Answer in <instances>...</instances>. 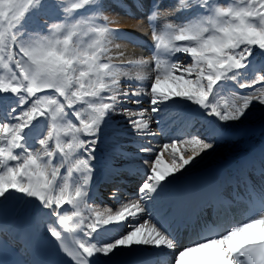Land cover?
Segmentation results:
<instances>
[{"label":"snow or ice","instance_id":"snow-or-ice-1","mask_svg":"<svg viewBox=\"0 0 264 264\" xmlns=\"http://www.w3.org/2000/svg\"><path fill=\"white\" fill-rule=\"evenodd\" d=\"M125 20L140 23L119 27ZM128 44L150 55L126 58ZM257 105L264 108V0H0V205L22 194L47 210L39 222L0 220V252L12 247L17 264H42L28 257L46 235L68 264L125 250L156 257L143 264H264V149L252 175L242 163L179 200L213 210L186 244L176 235L186 225L174 229L154 212L176 174L231 140ZM178 113L188 119L173 132ZM101 142L115 145L103 178L114 185L112 207L103 208L94 187ZM131 160L143 176L130 196L125 176L141 171Z\"/></svg>","mask_w":264,"mask_h":264},{"label":"bare ground","instance_id":"bare-ground-1","mask_svg":"<svg viewBox=\"0 0 264 264\" xmlns=\"http://www.w3.org/2000/svg\"><path fill=\"white\" fill-rule=\"evenodd\" d=\"M127 3L131 4L132 0H126ZM151 0H144L145 6L147 7L150 4ZM169 0H165V3H168ZM223 2V1H222ZM135 10V9H133ZM114 11L119 12V9H115ZM123 15V13H121ZM139 15V14H138ZM139 20H125L123 23L119 24V27L124 29H132L135 25L139 24ZM142 35V38L149 39L150 32L148 28L147 21L143 22V26L141 28V32L139 33ZM126 52L128 56L126 58H139L141 55L147 57L150 55L149 48H139L133 47L132 45L128 44L125 45ZM132 72L137 71L136 69H131ZM246 91V90H245ZM192 115L196 118V124L199 123V114L196 113L193 109ZM121 117V116H120ZM181 118V119H179ZM115 121H119L121 126H124V119L123 117L120 120L116 119V116L112 118ZM188 117L183 113L177 114V125H182L187 121ZM254 130H257L256 134H252ZM243 131V136L235 141H228L226 143H221L218 145L214 150L209 151L207 154H204L202 158H198L193 165H189L185 170L183 175L177 173L176 175L179 177L176 181L173 182V186L176 189H180V187H186L187 185H181L180 182L186 181L187 178L192 177L196 174H213L212 180H218L224 177H227L232 174L230 171L231 166L234 167V170L240 166V160L243 155L247 153H251L252 151H256V148L264 147V108H261L257 105V109L253 112L252 116L243 124L236 126L235 132ZM259 131V133H258ZM159 142L162 144L165 142V139L161 137ZM127 146L128 151H134V149L129 144L128 140L122 141ZM115 147L114 144H105L101 142L97 145V151L95 153L96 160L94 164L96 165V175L94 179V187L98 183L100 177L104 175V161L105 156L108 154L111 149ZM165 163H170L171 156L169 153H165L163 157ZM119 163H123V161H118ZM129 163L135 166L136 169H141V171H134L133 177L129 178L128 175L125 176L126 181H131L130 187L127 189L129 195H135L136 188L142 179L143 173L142 168L143 165L140 163L139 160H131ZM249 173H252L249 170ZM110 192V191H109ZM170 192V191H169ZM101 199L96 200V205L103 208L108 205V207H112V202L108 200V193H104L101 191ZM99 196V190L97 192ZM170 193L163 196L158 204L159 207H162L164 204L167 203L169 199ZM128 197H125L127 199ZM164 199V200H163ZM10 202H13L17 209L14 214V219L19 220L21 218L25 219H33L39 222L40 213L46 212L47 210H41L39 204L34 200H25L22 194H18L17 196L13 197ZM67 207V206H66ZM115 210V208H113ZM43 225H41L42 227ZM111 227V226H109ZM4 233V232H3ZM112 236L118 235V233H112ZM46 236V235H45ZM178 242L183 245L188 242V238L184 235L183 237H178ZM138 247V246H134ZM35 256V250L31 257ZM93 259L96 260L97 264H120L122 262H126L127 264H143L145 261L155 260L156 257L145 255L140 252H132L129 253L127 250L122 251L118 255L113 256L109 254V257H104L99 255L94 257ZM167 259V257H165Z\"/></svg>","mask_w":264,"mask_h":264},{"label":"rangeland","instance_id":"rangeland-1","mask_svg":"<svg viewBox=\"0 0 264 264\" xmlns=\"http://www.w3.org/2000/svg\"><path fill=\"white\" fill-rule=\"evenodd\" d=\"M223 0H221V2H222ZM122 118V116L120 117V116H116V119L117 120H120ZM108 206V205H107Z\"/></svg>","mask_w":264,"mask_h":264},{"label":"water","instance_id":"water-1","mask_svg":"<svg viewBox=\"0 0 264 264\" xmlns=\"http://www.w3.org/2000/svg\"><path fill=\"white\" fill-rule=\"evenodd\" d=\"M34 123H36V122H34Z\"/></svg>","mask_w":264,"mask_h":264}]
</instances>
